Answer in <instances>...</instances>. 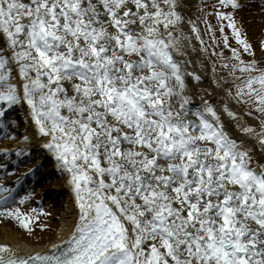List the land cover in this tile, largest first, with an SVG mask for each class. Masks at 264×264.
Masks as SVG:
<instances>
[{"label":"snow or ice","instance_id":"obj_1","mask_svg":"<svg viewBox=\"0 0 264 264\" xmlns=\"http://www.w3.org/2000/svg\"><path fill=\"white\" fill-rule=\"evenodd\" d=\"M182 8L0 0V118L26 103L79 209L67 239L0 244V264H264V61L221 51L224 99L194 104L185 77L201 76L177 55L204 40ZM217 15L251 51L233 11Z\"/></svg>","mask_w":264,"mask_h":264},{"label":"bare ground","instance_id":"obj_2","mask_svg":"<svg viewBox=\"0 0 264 264\" xmlns=\"http://www.w3.org/2000/svg\"><path fill=\"white\" fill-rule=\"evenodd\" d=\"M254 2L255 0H238V3L244 6L252 5L254 7L252 4ZM182 5V11L186 17V20L182 25L185 32L191 31V26L187 23V20L190 19L197 25L204 40V45H201L198 40L192 39L190 41V46L184 49L186 55H177V58L187 67L189 73L194 71L201 76V79L197 81L191 75H186L185 80L189 94L193 96L194 104L199 103L201 98L209 99L210 101L218 104L222 99H224V97L223 93L220 91L214 81L218 77L226 76L227 69L221 67V56L219 55V51L217 50L212 39L207 35L208 33L205 31L206 27L200 16V10L203 8L201 1L182 0ZM256 6L259 9L256 11L261 12V10L264 8V0H258ZM244 9L248 8L243 7V10ZM247 13V30L249 33L251 32L256 35L257 30L264 24L263 13L251 14L255 13V11ZM205 47L207 50H205ZM213 49L215 51H213ZM225 53L228 54V52ZM241 57L244 60L256 59L257 61H264V51H262L259 46H255L254 52L251 55L242 54ZM186 61H190V63H185ZM214 63L216 68L215 72L213 71ZM15 109L18 110L20 118H22L23 134L21 135L20 139L13 144L14 152L19 154L20 158H26L30 156V158L33 159L34 157L32 156V153L34 151H40L39 159L43 161V164L49 163V171H52V173L56 176L53 180L54 182L51 192L63 193L65 195V199L63 204L56 206L57 211L62 212L58 231L56 235L46 243L39 245L30 243L23 238V235L18 230L16 231L15 228H13V226H15L14 224L7 222L6 219H2L0 220V244H9L20 251L47 249L52 243H58L60 240L67 239L73 224L77 221L79 209L75 199V193L70 181L69 173L60 166L55 155L49 149L44 147L45 137L43 134L38 132L35 122L31 118L28 106L26 103L22 102L20 105H15L7 111L14 112ZM3 130L4 128H0V131ZM249 147H252V145L250 144ZM255 149L257 154H259L260 149L258 144L255 145ZM11 151H13V149H10L8 152ZM2 154L3 153L0 152V155ZM2 161L3 158L0 156V184L7 186L10 182V179L14 177L15 172L3 176L1 172L4 170L5 166L2 164ZM37 168L38 167L36 165H32L29 167L27 172L30 174ZM61 207H64V209Z\"/></svg>","mask_w":264,"mask_h":264},{"label":"rangeland","instance_id":"obj_3","mask_svg":"<svg viewBox=\"0 0 264 264\" xmlns=\"http://www.w3.org/2000/svg\"><path fill=\"white\" fill-rule=\"evenodd\" d=\"M203 8L200 10V16L205 24V31L207 35L212 39L219 53L222 51L224 58L231 59L232 53L231 48H237L240 54L251 55L254 52L255 46H259L262 51H264V24L260 27L256 35L248 32V23L246 22L247 12H253V10L244 9L240 6L233 10L231 7H224L221 5L220 0H200ZM220 11H233L237 25L241 28V34L248 40L252 45V50L245 52L243 46L240 45L234 38L233 30L227 26L226 20H221L218 17L217 13ZM253 14V13H251ZM264 19V13H263ZM224 25L223 31H221V25ZM209 25L211 27H209ZM227 36L228 46L224 44V37ZM230 46V47H229ZM225 52H228L225 53ZM5 126L9 128V134L0 135V152L4 153L2 164L6 167L4 171L9 173L16 170L17 177L19 178L28 167L34 165L39 158L40 151H34L32 153L34 159L29 161V157L22 159L23 162L27 163H18L17 159L19 154L14 152L13 144L18 141L23 134L22 132V120L17 116V110L15 114L5 115L1 118ZM10 149L13 151L8 152ZM7 153V154H6ZM24 167L22 169L21 166ZM48 165H44L35 171L31 180L26 183V189L23 190L18 197L8 203L7 209L16 210L19 209L18 215H8L3 212L2 219H6L7 222L14 224L13 228L19 231L23 238L30 243L35 245L46 243L52 237H54L60 226V216L62 212L57 211L56 206L63 204L65 195L63 193H52L51 189L53 186V180L56 176L52 177V172L48 171ZM15 178V177H14ZM15 180H11V185H14ZM11 187V186H10ZM23 198V199H22ZM64 209V207H61ZM64 211V210H63ZM29 219V226L25 228L21 224V219ZM8 223V224H9ZM10 225V224H9Z\"/></svg>","mask_w":264,"mask_h":264}]
</instances>
